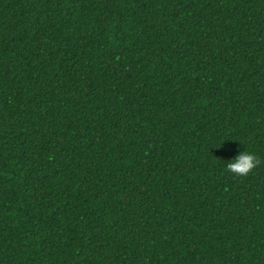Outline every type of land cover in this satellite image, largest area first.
I'll list each match as a JSON object with an SVG mask.
<instances>
[{
	"label": "trees",
	"instance_id": "obj_1",
	"mask_svg": "<svg viewBox=\"0 0 264 264\" xmlns=\"http://www.w3.org/2000/svg\"><path fill=\"white\" fill-rule=\"evenodd\" d=\"M0 264H264V0H0Z\"/></svg>",
	"mask_w": 264,
	"mask_h": 264
}]
</instances>
